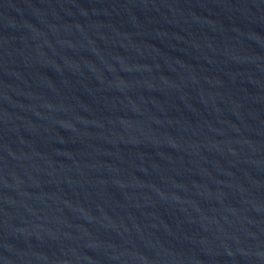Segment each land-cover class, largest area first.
I'll list each match as a JSON object with an SVG mask.
<instances>
[{"label": "water", "instance_id": "1", "mask_svg": "<svg viewBox=\"0 0 264 264\" xmlns=\"http://www.w3.org/2000/svg\"><path fill=\"white\" fill-rule=\"evenodd\" d=\"M0 264H264V0H0Z\"/></svg>", "mask_w": 264, "mask_h": 264}]
</instances>
